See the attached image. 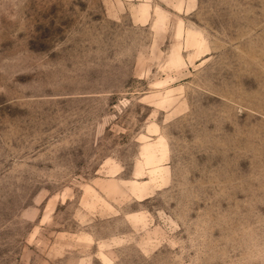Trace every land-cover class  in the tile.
<instances>
[{"label": "rangeland", "instance_id": "obj_1", "mask_svg": "<svg viewBox=\"0 0 264 264\" xmlns=\"http://www.w3.org/2000/svg\"><path fill=\"white\" fill-rule=\"evenodd\" d=\"M0 264H264V0H0Z\"/></svg>", "mask_w": 264, "mask_h": 264}]
</instances>
